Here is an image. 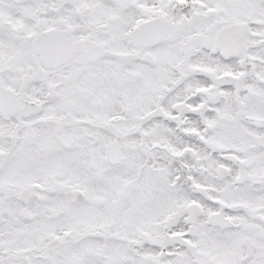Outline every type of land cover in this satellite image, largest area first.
<instances>
[{"label": "snow or ice", "instance_id": "1", "mask_svg": "<svg viewBox=\"0 0 264 264\" xmlns=\"http://www.w3.org/2000/svg\"><path fill=\"white\" fill-rule=\"evenodd\" d=\"M0 264H264V0H0Z\"/></svg>", "mask_w": 264, "mask_h": 264}]
</instances>
